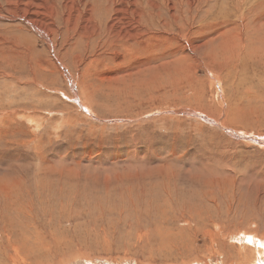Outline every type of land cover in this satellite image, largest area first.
<instances>
[{"label": "rangeland", "instance_id": "1", "mask_svg": "<svg viewBox=\"0 0 264 264\" xmlns=\"http://www.w3.org/2000/svg\"><path fill=\"white\" fill-rule=\"evenodd\" d=\"M114 1L0 0V264H264V0Z\"/></svg>", "mask_w": 264, "mask_h": 264}, {"label": "bare ground", "instance_id": "2", "mask_svg": "<svg viewBox=\"0 0 264 264\" xmlns=\"http://www.w3.org/2000/svg\"><path fill=\"white\" fill-rule=\"evenodd\" d=\"M106 2V8L110 7V6H113L115 4V1L114 0H105ZM139 5L141 6V2L139 3ZM143 14V12H142ZM113 20V19H112ZM142 21V20H141ZM113 22V21H112ZM109 25V24H108ZM141 27H143L141 25ZM35 29V27H33ZM106 32V30H104ZM264 43V39H262L258 45L254 46L253 50H252V55L256 56L258 54L259 51H264L262 48H261V44ZM264 63H262L261 65H263ZM86 109V108H85ZM260 243V242H259ZM260 245L262 247H264V244H261ZM259 252V251H258ZM260 253V252H259Z\"/></svg>", "mask_w": 264, "mask_h": 264}]
</instances>
